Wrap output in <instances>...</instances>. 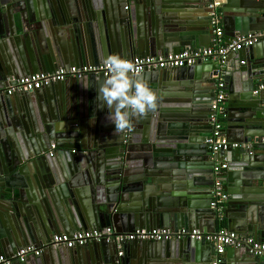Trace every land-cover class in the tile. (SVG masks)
<instances>
[{"label":"water","instance_id":"obj_1","mask_svg":"<svg viewBox=\"0 0 264 264\" xmlns=\"http://www.w3.org/2000/svg\"><path fill=\"white\" fill-rule=\"evenodd\" d=\"M243 1L231 30L237 35L264 31V11L258 10L264 0ZM127 2L132 6L129 12L123 10ZM188 2L199 0H45L43 13L35 8V0H0V87L11 76L99 64L110 54L165 56L179 53L184 44L199 48L197 37L182 42L166 36V26L178 25ZM103 12L114 14L119 38L107 37L100 28ZM206 13L209 22L208 9ZM246 49L247 60L238 68L209 60L139 74L138 79L155 94L156 107L132 117L131 127L121 132H115L108 121V110L98 107L102 74L0 94V256H13L22 246H40L53 235L72 236L84 229L205 230L207 217L218 227L215 209L202 204L207 199L211 203L212 191L206 193L215 184V161L212 155L208 158L206 140L222 72L228 79L226 137L252 147L214 155L219 161L226 158L229 165L228 155L235 162L236 153H244L239 178L243 185L257 186L264 172V157H256L264 154V92L254 93L264 74V40ZM179 81L193 82L189 100L169 96ZM208 81L213 85L204 88ZM203 90L210 94L204 105L197 103ZM203 166L211 173L201 174ZM230 166L227 188L239 184L230 172L237 165ZM256 167L262 171H252ZM257 191L247 203L248 212L241 215L243 220L230 223L229 230L264 240V189ZM208 243L136 240L127 243L120 255L114 243L90 242L75 248H47L41 256L13 264H212L202 249ZM227 249L223 264H234L233 259L238 264H259L246 247Z\"/></svg>","mask_w":264,"mask_h":264},{"label":"built area","instance_id":"obj_2","mask_svg":"<svg viewBox=\"0 0 264 264\" xmlns=\"http://www.w3.org/2000/svg\"><path fill=\"white\" fill-rule=\"evenodd\" d=\"M128 8V6H126ZM209 24L212 28L213 36L211 44L208 47L192 50L183 49L179 53L167 54L165 56H134L126 58L132 61L139 68V74L147 70H167L173 68H182L192 66L198 61L219 60L222 66L225 63L229 53L241 51L255 43L264 40V31L256 32L255 34L236 35L230 42L224 41V24L222 0H210L207 4ZM245 61H242L244 63ZM102 74L107 75L105 64H91L84 66L59 67L51 72H38L23 77L11 76L6 78L4 85L0 87V94H9L19 92L33 91L49 86L53 82L63 81L68 77H83L86 74ZM217 90L215 99L211 104V134L206 140L208 149L216 153L220 150L229 148H250L252 144L240 142H230L224 132L225 117L227 115L225 104V79L223 73L219 74L216 83ZM264 91V81L261 82L255 93ZM128 133V131H126ZM50 155H53L50 152ZM228 160L217 162L214 165L215 184L212 190L211 207L216 211L218 227L213 232H204L200 229L188 230L186 228L171 229L158 228L148 230L146 228H136L130 232H119L114 226H107L101 229L94 230H79L75 231L72 236L67 234L53 235L44 244L26 245L18 249L13 256H0V264H13L17 262H25L31 256H41L47 248H75L84 246L90 242L114 243L123 253V247L132 241L136 240H152L162 241L170 239H190L196 241H207L215 247V257L212 264H223V255L228 247H246L249 251L257 256L264 258V241L257 240L251 235H241L237 232L229 230L223 221L225 218L226 203L229 199V193L225 190L221 181L222 173L228 169Z\"/></svg>","mask_w":264,"mask_h":264},{"label":"crops","instance_id":"obj_3","mask_svg":"<svg viewBox=\"0 0 264 264\" xmlns=\"http://www.w3.org/2000/svg\"><path fill=\"white\" fill-rule=\"evenodd\" d=\"M35 1H36L35 8L37 10L38 9L41 10L44 13L45 9H46L45 0H35ZM208 1L209 0H199V3L198 2L197 3L188 2V4L185 3V5H183V7H182L180 15L178 16L180 18V20L177 22L178 25L169 24L166 26V28H167L166 36H168V37H175V38L178 37L179 39L182 40V42H185L186 39L188 42H194L195 37H197L199 39V42H198L199 48L193 49V48H191L190 44H188V45L184 44L182 46V50L187 49V48L192 49V50H197V49H202V48L210 46L212 36H213V32H212V28L210 27V24L208 22L207 13H206V9H207L206 7H207ZM222 1H223L222 6L225 7L224 9L226 10L225 15L223 17V24H224V29H225L223 37H224V41L228 42L229 40L234 39L237 35L236 33H238V32H234L235 30L232 31L231 27L234 26L233 22L240 16L239 10H241L243 8V6H245V5H243L244 4L243 0H222ZM126 6H128V8H125ZM131 9H132L131 4L127 2L125 4L123 10L129 12ZM222 10H223V8H222ZM258 10L260 12L261 11L263 12L264 6L261 8H258ZM102 14H103L102 19H101L102 23H100V28H102L105 31V35H107V37H109V35H110L112 37L115 36L116 38H119L120 34H119L118 24L116 25L114 22V17H113L114 14H112L110 12V17L105 12H103ZM261 22L263 23L264 19ZM181 26L184 27L186 31H179L182 28ZM258 32H261V31H258ZM246 50L247 49L245 48L239 52H231L230 53V57L228 56L225 60V63H227V65H228V69L229 68L232 69L233 66H235V65L238 68L241 64H243L242 61L247 60ZM168 54H172V52H170ZM240 57H242V59H240ZM88 65H91V64H88ZM168 70H171V69H168ZM223 70L225 71V68H223ZM222 73L224 76L225 72H222ZM263 81H264V74L262 75L260 83ZM188 83H190V84H188ZM227 83H228V79L227 80L225 79L226 86H227ZM192 84H193L192 81H186L184 84L181 81H179L177 83V85L173 89L170 90L169 96H172L175 98L179 97V99H182V100H189L188 95L192 94V88H191ZM212 85H213L212 82L208 81L207 83L203 84L202 86L203 87L204 86L210 87ZM204 88H201V89H204ZM200 94H202V95H200V96L198 95L199 99L197 100V103H203V105H204L210 101V100L208 101V99H209L208 97L210 96V94L207 90H203ZM206 95H208V96H206ZM232 95H233V93H232ZM225 104H226V110H227V103H225ZM224 125H226V124H224ZM254 148L257 149L256 145ZM206 149H207L208 153L210 154V155L208 154V158L210 159V157L212 155L213 162L215 161V164L217 162H219V159L214 155V153L211 152L208 148H206ZM243 156H244V153H240V154H239V152L236 153L235 157L237 160H235V162L231 161V156L230 157H229V155L227 156L228 159L230 158L229 159V165H231L230 167H232V165H234V164L237 165L236 168L233 167V169H236V170L230 171L231 173L233 172V177H232L233 181H236V180L239 181V184H237L236 187L227 188V183H228L229 178H227L226 173L229 171V169H226L222 173V176H221V181L223 182L224 187L229 189V190H227V192L229 193V199L226 203V210H225V211H227V213L225 212V218L223 221V225H225L228 229H229L230 223L231 224H234V223L238 224L241 220H243L242 219V216H243L242 213L246 214L248 212V208H247L248 204L247 203H249L250 199L255 198V196L258 194L257 190L264 189V172L258 167H256L252 171H255L257 173H260L262 171L261 173H262L263 178H262L261 182H258L257 186H250L249 184L243 185V183L241 184L242 179H239V178L241 177V174L243 172L242 168L245 167L243 165L244 162H241V159L243 158ZM55 157H56V154H54L52 158H55ZM256 157L258 159L262 158V157H264V154H257ZM236 161L238 163H236ZM199 171L203 175L206 172L211 173L210 169L205 167V166H203V168L200 169ZM213 173H214V170H213ZM234 174H235V176H234ZM214 180H215V174H214ZM226 188H225V190H226ZM211 191H212V188L206 194L209 193L208 195H210ZM202 205L205 207H209L210 206L209 199L204 200ZM259 208L260 207L257 206V210ZM204 223H205V226H204L205 230L200 229L201 231L213 232V230L215 231L217 228V227L215 228V224H214L213 220L209 217L204 219ZM181 228H185V227H181ZM194 229H199V228H194ZM232 231L237 232L238 234H241L237 230H232ZM241 235H244V234H241ZM246 235H250V234H246ZM174 240H176V239H174ZM177 240H180V239H177ZM258 240L264 241L263 238H260ZM202 249L204 251V254L208 255L211 258V260L213 261V259L215 257V253H216L214 245L212 243L204 244V245H202ZM229 250L230 249H227L225 251V253L223 255L224 260L227 258V256H229L228 255V252H230ZM234 252L235 251H233L231 254H234ZM51 256H53V253H51ZM231 262L234 264H238V262L235 259L231 260L230 263ZM257 263L264 264V258L258 257Z\"/></svg>","mask_w":264,"mask_h":264},{"label":"clouds","instance_id":"obj_4","mask_svg":"<svg viewBox=\"0 0 264 264\" xmlns=\"http://www.w3.org/2000/svg\"><path fill=\"white\" fill-rule=\"evenodd\" d=\"M103 63L107 75L99 82L96 97L98 107L108 110V121L114 125L115 132H121L131 127L132 117L142 116L156 107L155 94L146 82L138 79L139 68L132 61L118 54H110Z\"/></svg>","mask_w":264,"mask_h":264}]
</instances>
